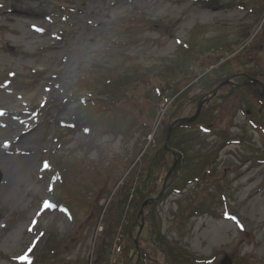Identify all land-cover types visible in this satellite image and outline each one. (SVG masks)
Here are the masks:
<instances>
[{
	"label": "rangeland",
	"instance_id": "1",
	"mask_svg": "<svg viewBox=\"0 0 264 264\" xmlns=\"http://www.w3.org/2000/svg\"><path fill=\"white\" fill-rule=\"evenodd\" d=\"M259 97L264 0H0V264H264Z\"/></svg>",
	"mask_w": 264,
	"mask_h": 264
},
{
	"label": "bare ground",
	"instance_id": "2",
	"mask_svg": "<svg viewBox=\"0 0 264 264\" xmlns=\"http://www.w3.org/2000/svg\"><path fill=\"white\" fill-rule=\"evenodd\" d=\"M14 123V122H13ZM11 121H9V122H7L6 124H5V126H4V133H5V135H11L13 132H14V124H13ZM14 135H11V137H13ZM21 137H23V136H19V138H21ZM9 139V138H8ZM5 140V139H4ZM9 141H10V139H9ZM27 141H29V139L27 140ZM6 157V158H5ZM2 156L1 155V158L3 159V161L2 162H4L6 159H8L7 158V156ZM25 161V158L24 157H18V160L16 161V162H14L15 163V165H20L21 163H25L24 162ZM5 164H7V162L5 163ZM2 171V170H1ZM2 173H3V171H2ZM4 177H5V174L3 173V179H4Z\"/></svg>",
	"mask_w": 264,
	"mask_h": 264
},
{
	"label": "snow or ice",
	"instance_id": "3",
	"mask_svg": "<svg viewBox=\"0 0 264 264\" xmlns=\"http://www.w3.org/2000/svg\"><path fill=\"white\" fill-rule=\"evenodd\" d=\"M43 167L45 169L49 168V164H48L47 161L44 162ZM55 179H59V177H56ZM46 203L49 205V207H44V204H43L42 207L44 209H46V210H56L57 209V205L55 203H52V202H49V201H46ZM59 211L70 216V213H68V210L66 208H62L61 207V208H59ZM29 251H31V249ZM25 259H26V257H25Z\"/></svg>",
	"mask_w": 264,
	"mask_h": 264
},
{
	"label": "trees",
	"instance_id": "4",
	"mask_svg": "<svg viewBox=\"0 0 264 264\" xmlns=\"http://www.w3.org/2000/svg\"><path fill=\"white\" fill-rule=\"evenodd\" d=\"M118 79H116L115 81H117ZM108 84H111V82H109ZM113 91V90H112ZM163 151H164V149H163ZM166 151V150H165ZM135 177V176H134ZM136 178V177H135ZM136 191H138V189L136 190ZM113 210H114V212L116 211V213H115V215L117 214H121L122 213V207H121V205L119 204V205H117V206H114L113 207ZM110 214V213H109ZM140 216L137 214V218L135 219V220H138V218H139ZM133 224H135V223H133ZM136 225V224H135ZM120 248V247H119ZM120 249H118V251H119ZM129 254V253H128ZM128 254H124L123 255V257H122V263L123 264H129V261H130V257L128 256Z\"/></svg>",
	"mask_w": 264,
	"mask_h": 264
},
{
	"label": "water",
	"instance_id": "5",
	"mask_svg": "<svg viewBox=\"0 0 264 264\" xmlns=\"http://www.w3.org/2000/svg\"><path fill=\"white\" fill-rule=\"evenodd\" d=\"M225 84H230V83H229V82H227V81H226V82H223V83H221V85H225ZM221 85H219V86H217V87H216V89H215V92H216V90H217V89H218V88H219ZM215 92H214V93H215ZM214 93H213V95H214ZM206 100L208 101V100H209V98H208V99H206ZM206 100H203V101H201V102L198 104L197 111H196V115L198 114V112H199V109H200V107H201L202 103H203V102H205ZM196 115H195V116H196ZM193 118H194V117H193ZM191 120H192V119H191ZM167 138H168V135H167ZM167 140H168V139H167ZM167 140H166V142H167ZM174 165H175V164H174ZM174 165H173V166H174ZM172 168H173V167H172ZM172 168H171V169H172ZM171 169L169 170L168 174L170 173ZM1 179H2V174L0 173V181H1ZM160 196H161V193L159 194V196H158L157 198H159ZM153 200H156V199H153ZM153 200H152V201H153ZM144 205H145V203H144V204L141 206L140 213H142V209H143V206H144Z\"/></svg>",
	"mask_w": 264,
	"mask_h": 264
}]
</instances>
